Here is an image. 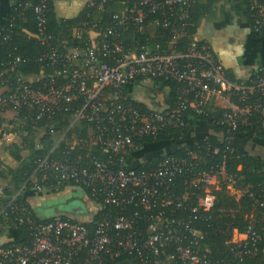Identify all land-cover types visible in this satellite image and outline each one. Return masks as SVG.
Wrapping results in <instances>:
<instances>
[{
	"label": "built area",
	"instance_id": "1",
	"mask_svg": "<svg viewBox=\"0 0 264 264\" xmlns=\"http://www.w3.org/2000/svg\"><path fill=\"white\" fill-rule=\"evenodd\" d=\"M194 1L91 0L88 4L96 13L105 12L112 2V21L101 24L97 15L78 21L70 29L74 45H67L63 34L47 33L50 0H20L23 10L31 8L36 15L37 33L28 37L46 45L41 59L54 72L46 79L44 70L30 75L31 80L20 75L13 85L1 86L0 116L12 110L17 122L36 128V136L41 133L38 149L44 148L42 138L47 141L59 133L57 145L36 161L46 185L36 184V189L79 187L102 214L92 220V227L63 215L35 217L27 203L13 196L0 204V229L23 225L29 236L26 243L0 245V264H115L121 259L130 264H240L248 256L264 264V199L257 200L262 209L243 230L231 223L219 226L231 258H212L202 245L206 234L200 222L211 219L215 204L211 189L228 178L225 163L208 164L201 150L188 147L181 155H162L152 167H140L146 160L138 164L132 160L144 139H155L170 127L185 129L190 111L212 118L224 146L233 147L240 127L264 131V64L237 81L226 74L205 41L194 39L183 50L172 51L188 33L186 12ZM250 1L253 29L264 33V0ZM117 3L124 9L116 10ZM153 15H158L155 25L171 35L167 47L123 37V30L139 31ZM51 39L63 44H49ZM22 61L16 56L0 75L14 71ZM142 80L157 81L166 91L161 105L135 104L128 89ZM169 93L175 97L173 104ZM225 95V106L208 107L213 96ZM73 128L74 142L98 145L102 153L52 157ZM205 162L209 168L202 167Z\"/></svg>",
	"mask_w": 264,
	"mask_h": 264
},
{
	"label": "trees",
	"instance_id": "2",
	"mask_svg": "<svg viewBox=\"0 0 264 264\" xmlns=\"http://www.w3.org/2000/svg\"><path fill=\"white\" fill-rule=\"evenodd\" d=\"M240 5L247 7V15L249 17L251 26L254 24V11L251 9L250 0H236ZM112 2L106 5L105 12H95L92 6H87L79 17L76 18H59L54 12L52 4H50V10L48 13V27L47 33L56 37L60 33L63 34L64 41L67 45H74L73 38L70 36L71 26L76 24L80 20L92 19L94 16H101V24L111 22V11L113 8ZM214 7L213 0H195L188 8L186 14V22H188V33L183 35L174 43L172 51L183 50L192 40L196 39V24L200 17L209 14ZM158 18V15L151 16L146 21V26L141 30L129 29L123 30V37L127 40L139 39L141 44L155 45L167 47L171 43L170 34L167 30L155 25L154 20ZM0 73L4 68H9L13 59L16 56L22 58V62L15 67V70L5 75H0V87L3 85H13L16 82V78L28 75H38L41 70L45 72V79L50 74H53L54 67L45 59H41L42 53L46 50V45L41 44V41L37 37H28V33H37V20L33 9H22L20 6V0H16L10 7V10L6 14L5 18L0 21ZM49 44L62 45L61 42H56L51 39ZM235 80L234 78H231ZM157 84V81H155ZM173 88L175 84L170 83ZM164 85V83H163ZM172 98V104L175 100L172 93H169ZM138 106L145 108L146 106L141 102H135ZM185 121L187 127L183 130L168 128L164 133L160 134L157 138H146L141 143L142 149L137 151L133 156L142 157L146 153L152 150H159L170 141L184 140L188 135L192 127L198 123L205 122L210 127H213L215 131H219L220 127L212 123L210 116H198L194 112H187L185 115ZM3 122L2 116H0V128ZM20 131L25 132L22 136V143H12L7 146V151L20 162L17 168L7 166L3 161H0V179L4 178L8 180V186L4 190L5 198L1 200V205L13 197L18 192L22 194L16 195L18 202L27 203L33 210L32 203L28 200L30 195H33L39 190L36 189V184L46 186L44 181L41 180V174L37 169L36 161L49 153V148L52 146L51 141H46L42 138L40 141L44 142V148L38 149L36 146L35 136L37 129L32 126L22 125L20 123ZM86 131V128H85ZM73 133H77V129L73 128L68 133L66 138L60 143L58 147L51 153V156H64L76 158L79 155L86 153V151H92L94 153L101 154V149L98 145L90 147L89 144H84L82 141L74 142ZM244 134L248 139L254 137H260L264 139V131L254 126L240 127L236 132L238 134ZM78 138L81 139V133H78ZM84 138V137H83ZM90 147V148H88ZM192 150H201L202 155L208 164L210 163H225L227 179H224L219 188L212 187V194L215 196V204L209 214L211 219L208 223H201L200 227L205 232V238L203 240V247H208V252L212 258L230 257L225 246V236L218 231L219 226L224 228L226 223H231L243 230L245 224L250 220L251 216H256L262 207L257 205L261 199H264V162L257 158L253 154L248 153L242 148L224 146V143L220 142L217 135H210L206 139L198 140L192 144H185L180 149L171 151L172 154L181 155L186 148ZM215 147H219L220 151L214 153ZM71 148V149H70ZM69 153L67 152L68 150ZM24 150H28L29 153L26 157L22 155ZM162 156H156L153 159H148L140 164L141 168L152 167L156 165ZM206 162L203 163V168H209ZM232 187V188H231ZM243 189L244 193L237 197L232 193V189ZM48 193H60L64 191V188L59 191L46 188ZM93 202V201H92ZM94 204V202H93ZM101 212L96 211L91 219L86 222L89 227H92V220L101 216ZM34 216L37 215L34 212ZM12 219L13 214L10 216ZM66 217V216H64ZM14 219V218H13ZM12 219V220H13ZM1 220V219H0ZM211 224L210 226H207ZM215 224V225H213ZM22 230L24 237L21 240L10 241L0 245H7L12 242L26 243L28 241V228L26 226H18ZM4 232V229H0V235ZM257 257L248 256L246 260L240 264H258ZM121 259L120 261H122Z\"/></svg>",
	"mask_w": 264,
	"mask_h": 264
},
{
	"label": "crops",
	"instance_id": "3",
	"mask_svg": "<svg viewBox=\"0 0 264 264\" xmlns=\"http://www.w3.org/2000/svg\"><path fill=\"white\" fill-rule=\"evenodd\" d=\"M16 0H0V21H2L11 5ZM91 0H50L57 17L59 18H76L81 15L87 4ZM214 7L212 11L199 18L196 27V38L205 41L212 47L217 59L223 65L226 74L230 78L237 81L246 80L251 76V73L261 64H264V33H257L251 26L249 17L247 15V7L240 5L236 0H213ZM124 4L117 3L116 10H123ZM99 17V16H98ZM101 18V16H100ZM27 80H31L32 76H25ZM140 88L144 93V98L136 97V90ZM130 96L138 102L143 103L146 107H157L162 104L165 90L161 89L155 81L142 80L134 83L129 87ZM228 97L213 96L209 102L210 109H217L227 104ZM3 122L0 128V161H3L7 166L17 168L20 162L12 157L7 151V146L12 143H22V136L24 132L20 131V123L17 122L16 113L8 110L2 113ZM22 126V125H21ZM219 131H215L205 122L198 123L192 127L184 140L170 141L175 145L166 150L168 143L159 150H152L142 157L133 156L132 160L142 161L156 156H162L175 149L182 148L185 144H192L198 140L206 139L210 135H217ZM41 133L35 136V143L39 141ZM59 133L53 135L47 140L51 141L53 148L57 145ZM59 146V144H58ZM57 146V147H58ZM234 147L242 148L248 153L253 154L264 162V139L254 137L248 139L244 134H238L234 139ZM49 148V149H50ZM56 149V148H55ZM163 151H166L163 153ZM29 151L24 150L22 155L26 157ZM149 155L148 158H145ZM264 169V167H263ZM8 186L7 179H0V204L1 200L5 198L4 190ZM76 187L66 186L64 191L60 193H48L46 191H39L30 195L28 200L32 203L35 214L41 218H52L56 215H63L74 219H79L88 222L93 214L98 210L93 202H88L85 206L82 204L70 205L60 204L52 207L45 204L44 201L48 198H54L62 194L71 192ZM76 190V189H75ZM82 190V189H81ZM22 194L18 192L17 194ZM15 194L14 196H16ZM82 196H86L85 191L82 190ZM86 198H83L84 200ZM90 200V199H88ZM92 201V200H90ZM24 234L21 229L16 227H8L0 235V244L10 241H17L23 239ZM115 264H130L128 261H119Z\"/></svg>",
	"mask_w": 264,
	"mask_h": 264
},
{
	"label": "rangeland",
	"instance_id": "4",
	"mask_svg": "<svg viewBox=\"0 0 264 264\" xmlns=\"http://www.w3.org/2000/svg\"><path fill=\"white\" fill-rule=\"evenodd\" d=\"M135 94H136V97H139V98H142V99L144 98V93H143L142 89H140V88H138L136 90ZM178 143H182V142H178L177 141V145H178ZM174 145H175L174 143L169 142L168 143V147H167L166 150L171 149ZM164 152H166V151H163V153ZM148 157H149V155H147L145 158H148ZM141 161H142V159L136 161L135 164H138ZM240 191H241L240 189H235V188L232 189V193L234 195H236L237 197H239ZM81 193H82L81 188L76 187V188H74L73 191L62 194L61 197L59 195V196L54 197V198H48V199H46L44 201V203L48 204V205H50L52 207H56V206L59 205V203L63 204V205L66 204L67 206L77 205V204H82L83 203V205L85 206L86 204H88V202H92V201L88 200L89 198L87 199L85 195L82 196ZM83 198H86V199L84 200ZM93 205L96 206L95 203ZM123 262H127V261H123Z\"/></svg>",
	"mask_w": 264,
	"mask_h": 264
}]
</instances>
